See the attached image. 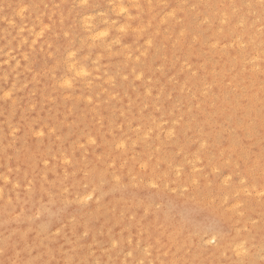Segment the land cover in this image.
<instances>
[{
	"label": "rangeland",
	"instance_id": "374dc122",
	"mask_svg": "<svg viewBox=\"0 0 264 264\" xmlns=\"http://www.w3.org/2000/svg\"><path fill=\"white\" fill-rule=\"evenodd\" d=\"M262 237V0H0V264H264Z\"/></svg>",
	"mask_w": 264,
	"mask_h": 264
},
{
	"label": "bare ground",
	"instance_id": "6f19581e",
	"mask_svg": "<svg viewBox=\"0 0 264 264\" xmlns=\"http://www.w3.org/2000/svg\"><path fill=\"white\" fill-rule=\"evenodd\" d=\"M119 6H120V5H119ZM119 6H118V7H119ZM23 7H24V5H23ZM120 7H121V6H120ZM120 7H119V10H121ZM121 8H122V7H121ZM21 15H22V14H21ZM20 17H21V16H20ZM86 23H87V21H86ZM84 24H85V23H84ZM44 25H45V24H44ZM10 26H11V25H10ZM20 27H21V26H20ZM11 28H12V27H11ZM104 28H105V27H104ZM19 29H20V28H19ZM41 29H43V27H42ZM101 30H102V29H101ZM38 31H39V30H38ZM103 31H104V30H103ZM105 31H106V29H105ZM107 31H108V30H107ZM36 33H37V32H36ZM97 33H98V32H97ZM101 33H102V31H101ZM97 35H99V34H97ZM99 36H100V35H99ZM101 36H102V35H101ZM101 36H100V37H101ZM102 37H103V36H102ZM33 39H34V38H33ZM33 39H32V40H33ZM24 40H25V39H24ZM22 41H23V39H22ZM34 42H35V41H34ZM22 43H23V42H22ZM257 46H259V45H258V44H255V47H256V48H259V47H257ZM253 48H254V47H253ZM254 49H255V48H254ZM254 49H253V50H254ZM257 51H258V50H257ZM258 52H259V51H258ZM23 54H25V53H23ZM68 54H69V53H68ZM6 55H7V54H6ZM25 55H26V54H25ZM69 56H70V54H69ZM73 60H74V59H73ZM69 62H70V61H69ZM72 62H73V61H72ZM67 63H68V62H67ZM70 64H71V62H70ZM71 65H72V67H73L75 64L73 65V63H72ZM77 65H78V64H77ZM68 66H69V64H68ZM78 66L80 67V65H78ZM69 67H71V66H69ZM68 69H69V68H68ZM71 69H72V68H71ZM73 69H74V68H73ZM75 69H77V67H76ZM75 69H74V70H75ZM82 69H83V68H82ZM79 70H80V72H81V69H79ZM72 71H73V70H72ZM76 71H77V70H75V72H76ZM84 71H85V69H84ZM73 72H74V71H73ZM78 72H79V71H78ZM84 73H85V72H84ZM77 74H79V73H77ZM80 74H81V73H80ZM75 75H76V74H75ZM5 77H6V76H5ZM4 79H5V78H4ZM64 81H65V80H64ZM68 82H69V81H68ZM64 84H65V83H64ZM5 96H6V95H5ZM258 124H259V123H258ZM170 133H171V132H170ZM120 141H121V140H120ZM120 141H119V142H120ZM122 142H123V141H122ZM116 144H118V142H117ZM120 144H121V142H120ZM118 145H119V144H118ZM121 146H124V145L121 144ZM257 160H258V159H257ZM256 162H258V161H256ZM255 167H256V166H255ZM250 170H252V169H250ZM252 171H253V170H252ZM241 176H242V175H241ZM241 176H240V177H241ZM4 177H5V176H4ZM4 180H5V178H4ZM14 182H15V181H14ZM12 184H13V183H12ZM253 187H254V185H253ZM254 189H255V188H254ZM139 230H140V228H139ZM147 230H148V229H147ZM210 233H211V232H210ZM216 233H217V231H216ZM146 235H147V234H146ZM146 235H145V238H144L145 240H146L147 236H149V235H147V236H146ZM212 235H214V234H212ZM217 235H218V234H217ZM220 236H221V235H220ZM223 236H224V235L222 234V237H223ZM240 236H243V237H244V235H240ZM240 236L237 235V237L242 238V237H240ZM224 237H226V236H224ZM224 237H223V238H224ZM247 238H248V237H247ZM247 238L245 237V239H247ZM208 239H210V238H208ZM219 239H220V238H219ZM221 239H222V238H221ZM234 239H236V238H234ZM234 239L232 240V242L234 241ZM249 239H251V238H249ZM260 239H261V238H260ZM262 239H263V237H262ZM214 240H215V238H214ZM224 240H225V238H224ZM238 240H239V239H238ZM242 240H243V239H242ZM209 241H210V240H209ZM211 241H212V240H211ZM218 241H219V240H218ZM263 241H264V239H263ZM145 242H146V244H147V241H145ZM232 242H231V243H232ZM237 242H238V241H236V243H237ZM240 242H241V239H240ZM240 242H238V243H240ZM246 242H247V241H246ZM248 242H249V243H253V242H251L250 240H249ZM261 242H262V241H261ZM213 243H214V242H213ZM238 243H237V244H238ZM244 243H245V242H244ZM234 244H235V243H234ZM240 244L242 245V242H241ZM148 245H151V244L148 243ZM235 245H236V244H235ZM235 245H234V246H235ZM241 245H240V247H241ZM246 245H247V244H245V246H246ZM263 245H264V244H263ZM146 246H147V245H146ZM218 246H219V243H218ZM218 246H217V248H218ZM234 246H233V247H234ZM236 246H237V245H236ZM247 246H248V245H247ZM247 246H246V247H247ZM147 247H148V246H147ZM147 247H145V248L147 249ZM214 247H215V246H214ZM221 247H222V245H221ZM223 247H224V246H223ZM223 247H222V248H223ZM242 247H243V246H242ZM246 247H244V248H246ZM222 248H221L220 250H222ZM236 248H238V246L235 247V249H236ZM244 248H243V249H244ZM146 249H144V250L147 251ZM156 249H157V247H156ZM240 249L242 250V248H240ZM240 249H239V251H240ZM259 249H260V248H259ZM148 250H149V249H148ZM244 250H246V249H244ZM263 250H264V248H263ZM160 252L163 253V251H160ZM235 252H236V251H235ZM240 252H243V251H240ZM244 252H245V251H244ZM150 253H151V252H150ZM158 254H159V253H158ZM237 254H239V252H237ZM244 254L246 255V253H244ZM257 254H258V253H257ZM155 255H157V254H155ZM241 256H242V255H241ZM242 257H243V256H242ZM149 258H150V257H149ZM155 258H156V257H155ZM159 260H161V259H159ZM240 261H241V260H240ZM158 262H159V261H158ZM161 262H162V260H161ZM159 263H160V262H159ZM242 263H243V261H242Z\"/></svg>",
	"mask_w": 264,
	"mask_h": 264
},
{
	"label": "snow or ice",
	"instance_id": "6c2138e0",
	"mask_svg": "<svg viewBox=\"0 0 264 264\" xmlns=\"http://www.w3.org/2000/svg\"><path fill=\"white\" fill-rule=\"evenodd\" d=\"M262 7H264V0H262ZM124 9L121 8V11H123ZM101 35H104V33H101ZM86 74V73H85ZM6 95H8V93H6ZM153 187H155V185H153ZM92 197H88V199H91ZM85 235H87V233H85Z\"/></svg>",
	"mask_w": 264,
	"mask_h": 264
}]
</instances>
